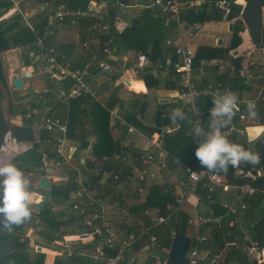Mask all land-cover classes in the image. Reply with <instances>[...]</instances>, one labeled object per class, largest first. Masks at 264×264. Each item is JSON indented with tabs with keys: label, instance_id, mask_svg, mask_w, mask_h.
Segmentation results:
<instances>
[{
	"label": "crops",
	"instance_id": "1",
	"mask_svg": "<svg viewBox=\"0 0 264 264\" xmlns=\"http://www.w3.org/2000/svg\"><path fill=\"white\" fill-rule=\"evenodd\" d=\"M101 1H103L102 11L107 12L110 7L115 8L116 11L112 24V34L110 35V54L102 58L109 64L107 70H99L96 61L93 60V47L96 44V38L88 35L84 27L73 26L69 22L62 25L56 24L52 29V36H48L47 29H45L44 37L50 41V45L45 44L44 39L41 38H37L34 44L24 38H19L15 48L1 54L7 78V88L0 105L4 117L12 126L30 128L34 142H17L12 134L8 133L0 149V165L17 158L16 166L28 167L30 170H23V172L30 181V190L35 194V198L30 220L22 225L13 226L11 229L0 223V250L3 247L1 235H20L27 239L26 246L29 247L30 253L32 251L37 252V247L41 248L38 253L44 254V264H55L57 260L60 263L62 259L72 256L75 258L74 264H93L92 256L95 253L97 241L87 237L84 232L83 220H79L77 213L71 208L74 201L73 190L65 192L59 188L69 185L67 182V178L70 176L69 172H75L77 179L85 182L90 180L86 176L97 174L101 166V163L96 162L92 154V147L97 141V135L92 132L90 116L87 114L82 117L84 127L76 133V136H79V132H81L84 136L83 141L88 142V148L86 150L80 149L83 141L78 137L67 139L65 157L69 160V164L56 167V159L40 142L43 136L40 116L47 111L56 112L59 105L66 107L68 111L72 99H69L67 94L73 89L71 78L67 75H59L56 71L49 69L45 58L46 49L54 47L57 50L59 61L70 63L72 69L88 68L90 75L85 80L88 93L82 97L89 96L104 107L109 96L116 94L120 103L109 112L110 135L111 139L119 143L126 151L129 149L144 151L146 139L154 133L148 135L147 128L158 131L160 126L157 122L163 123L164 121L158 116L159 113L169 117L173 109L177 107L184 111V102L177 95L179 87L176 57L170 49L164 46L166 39H175L181 36L183 42L194 54V77L204 84L221 77L233 82L236 77H239L242 79L240 83L241 94L243 96L254 95L253 87L250 85L256 84L258 80L251 81L250 85L246 83L248 75L254 76L250 70L251 62L259 65L256 68L259 70L257 75L263 74L264 71V62L261 63V60H264V52L257 54V49L253 45L245 26L243 33L240 34L241 44L235 50H238L239 58L244 52H248V56L246 59L240 58L241 70L238 76L235 75L234 69L228 62L233 59L232 51L222 57L209 58L214 50L216 52V48L226 49L229 47L233 32L228 31V24L233 23L234 31V23L240 17L234 18L236 19L234 21L208 20L211 17L221 15L215 7L216 0H180V29L176 19L168 13L161 12L157 8L147 9L141 13L138 8L132 7L148 4L151 0H135L137 3L134 5L130 4V0H124V3L130 6L126 8L104 4L107 0ZM236 2L242 8L244 7L243 0ZM12 3V7L0 17V21L5 24H8L12 18L19 17L20 25L23 26L24 22L21 16L23 15L27 17L28 22L33 27L38 22V18L45 19L53 11L66 8L62 3L54 1L12 0ZM262 17L264 27V9ZM218 40L221 41L220 46L216 45ZM84 42L90 45L89 48L83 47ZM141 53H148L154 59V63H150L144 70H140L136 65L137 58ZM97 56L99 58V53ZM252 57H256V59L253 60ZM167 61L169 62L167 63ZM243 61H245V65H242ZM89 69L94 71L91 72ZM15 76L23 84L20 89H16L12 85L11 79ZM125 82H128L129 85L127 86ZM44 89H48L46 94L42 92ZM125 111L133 112L143 128L141 129L140 125L125 121L123 118ZM88 112L89 110H86V113ZM128 127H131L134 132L127 133ZM182 127L185 130H182ZM182 131L187 134L186 119L183 121V126L179 121V127L168 135H178ZM262 131L263 127L259 125L247 129L248 135L252 138ZM237 140L242 141L243 136L238 135ZM33 144L37 147L34 148ZM38 154L41 155L40 160L35 159ZM128 164L132 166L131 175L133 176L129 182L112 183L110 188H105L104 185L106 184L104 183L109 179V172L107 171L99 185L90 189L91 194L101 200L100 208L111 222L118 236L121 232L126 233L132 226L137 225L138 227L142 224V213L154 220L153 211H132L134 207L145 201L150 186L158 185L163 188H170L173 190L174 196L180 193L176 180L182 175L181 168L175 172L162 171L146 187V178L143 186L136 180L137 177L143 176L140 166L133 160ZM153 166L157 165L153 164ZM257 172L258 177L264 176V167H261ZM40 178L47 179L52 186L56 187L51 200L42 208L48 207L49 211L56 215L55 220L49 218V224L45 222L38 224V217L36 216L39 213L37 204L45 193L39 187ZM200 193L189 196L188 202L182 207V211L187 214L189 219H192L195 226V232H190L187 228L185 234L187 237L207 234L208 230L203 225L198 224L197 218L207 215L222 216L223 212L220 214L214 212L215 205H219L220 209L221 203L235 201L233 191L229 195L218 193L214 203H207L201 198ZM54 221L60 224L55 225ZM227 222L226 219L222 220L224 235L230 236L232 242L238 243L240 231L235 228L228 229ZM211 227L215 228L214 225ZM238 245L240 247V244ZM78 251H84V254H79ZM231 254H228L230 260ZM232 260L235 261L236 259ZM11 261L12 263L9 261L8 264H19L14 259ZM146 261L147 258L142 262L137 261V264H144ZM153 264H157V262Z\"/></svg>",
	"mask_w": 264,
	"mask_h": 264
},
{
	"label": "built area",
	"instance_id": "2",
	"mask_svg": "<svg viewBox=\"0 0 264 264\" xmlns=\"http://www.w3.org/2000/svg\"><path fill=\"white\" fill-rule=\"evenodd\" d=\"M104 4H111L120 8L130 7L124 3V0H107ZM232 4L231 0H216L215 7L222 15L223 21L236 20H229ZM101 5H103V1L101 0H89L83 8H62L61 10L53 11L45 18V29H47V35L52 36V29L56 24L62 25L69 22L73 26L79 27L82 20H88L89 23L84 25V30L88 35L96 38V44L93 47V60L96 61L99 70H107L109 64L105 59L98 58L97 54L102 53L104 56L110 54L109 45L111 43L110 35L112 24H110L107 12L101 10ZM132 7L138 8L141 13L147 9L157 8L161 12L168 13L174 17L179 29L181 27L179 18L181 12L180 0H151L148 4ZM21 16L24 25L31 31H34L27 17ZM238 20L245 26L242 20V14ZM101 38H107V40L101 43ZM82 45L84 48H89L90 46L87 42H84ZM164 46L170 49L176 57L179 87L177 95L185 105L184 113L186 114L187 135L192 140V151H195L199 144V141L193 138V132L190 131L193 126L192 121H200L207 131L209 111L214 106L212 96L227 90H231L238 95L240 110L236 113L232 124L224 132L226 136H236L235 142L246 148L247 144L256 137H250L247 129L257 125L262 126L258 123L256 117H249L246 103L248 101H254L256 103V110L259 108V105L264 103V71L263 74H259L256 77L252 75L246 77V83H251L254 80H258V82L250 85L253 87L254 95L243 96L240 90L222 81L215 80L204 84L200 80H196L194 77L193 51L183 42L181 36L175 39H166ZM45 58L51 71H56L59 75H67L73 80V89L67 94L69 99L77 100L88 93L85 80L90 74L87 67L83 69H72L70 63L59 61L57 50L54 47L46 49ZM228 62H230L229 64L233 68L231 59ZM136 65L140 70H144L150 65V61L146 56L140 55L137 58ZM42 92L46 94L48 89H44ZM207 101H210L212 104L206 105ZM160 119L167 120L168 124L160 126L158 131H155L146 139V147L137 161V164L141 168V173L145 178L150 172L149 167L153 164L157 165L159 173L168 171L166 167L167 153L164 150L162 140L166 135L179 127V121L173 125L165 114L160 115ZM40 125L44 134L42 144L56 159V167L69 164V160L65 157V146L68 139L67 121L56 116L55 112L47 111L40 116ZM133 132L134 130L131 127L127 128V133L131 134ZM238 135L243 136V140L240 142L237 140ZM132 160L134 161L132 155L125 154L123 156L116 155L105 161L106 163L109 161L113 164L115 161L129 163ZM180 168L182 175L176 180V185L180 189V193L175 195L173 204L166 206L165 216L154 217L151 227L168 225L171 219L177 221L178 214L182 211V207L188 202V197L191 195L195 196L198 195L197 193L203 192L205 194V201L207 203H214L218 193L229 195L233 191L236 202L221 203L220 206L224 210L222 216L214 217L213 215H207L197 218L198 224L206 227L208 232L205 235H195V240L204 242L209 239L213 229L211 226L214 225L215 228L222 230V220L226 219L228 220V229L232 230L235 228L240 231L241 234L238 243H226L221 250L215 253L211 249L199 251L198 248L193 247L192 239V244L188 249L186 259L191 264H199V262H205V264H239L236 260L231 261L228 254L233 253L236 249H241V253L247 257L250 264H264V248L260 247L258 242L252 238L257 222L264 226V187H254L250 184L232 185L224 175L218 174L215 171H205L200 164L197 167H193L180 163ZM232 169L237 175L250 178L252 181L258 177V175H252V171L244 172L240 166L232 167ZM149 176L150 179H154L153 174L150 173ZM116 178L114 177V179ZM73 197L74 201L71 208L77 215L84 216L83 227L85 234L92 240L97 241V247L92 256V263L137 264V254L146 253L148 247H143L137 251L134 247L143 235L148 232L150 227L140 224L136 231L129 233L121 232L118 236L111 222L105 217L100 208L101 200L91 194L90 189L83 185V180L76 179V188L73 191ZM255 198H260V201L257 207H251L249 201ZM189 224H193L192 219L188 220ZM222 232L219 231V235L224 238L225 235ZM175 235L174 232H171V239ZM238 244H240V247Z\"/></svg>",
	"mask_w": 264,
	"mask_h": 264
},
{
	"label": "trees",
	"instance_id": "3",
	"mask_svg": "<svg viewBox=\"0 0 264 264\" xmlns=\"http://www.w3.org/2000/svg\"><path fill=\"white\" fill-rule=\"evenodd\" d=\"M36 2H47V1H54L56 3H62L66 8L76 9V8H83L87 5L89 0H35ZM232 1V10L229 16V20L234 19L238 16H241L243 8L237 4V0ZM13 3L12 0H0V17L6 11H8L12 7ZM115 8L110 7L107 10V16L110 20V24H113L115 18ZM208 20H215L220 21L222 20V15L211 17ZM89 23L88 20H82L80 23L81 27H84ZM46 22L45 19H39L36 24L33 26V30L31 31L25 25H20L19 17H14L8 24H5L0 21V105L2 100L4 99V91L7 88V78L6 73L2 64L1 54L5 51L13 49L17 46V41L19 38H24L30 43L34 44L37 38L44 39L43 42L47 45H50V41L44 37ZM13 31H16L14 34ZM244 26L241 21H236L234 23V31L231 36V42L228 48H216L212 52L209 58H218L222 57L223 55H228L231 51H234L240 44L241 38L240 34L243 33ZM112 34V31H111ZM115 35V34H114ZM122 35V34H119ZM118 35V36H119ZM117 36V34L115 35ZM111 38V36H110ZM107 38H101V43L106 41ZM157 45V43H155ZM257 54L264 52V27L261 30V43L260 45L256 46ZM103 54L99 53V58H103ZM248 56V52H244L240 58L246 59ZM234 59H231L233 62ZM257 66L254 62H251L250 70L254 73L256 77L258 74ZM261 66V65H260ZM91 72L94 71L89 69ZM226 84L231 85L232 87L240 90L242 79L236 77V80L230 82L229 80L221 77L218 79ZM71 84L73 81L70 79ZM252 83V82H251ZM249 83V85L251 84ZM120 100L117 98L116 94H112L109 96L106 104L104 107L100 106L97 102H95L91 97L84 96L81 99L71 100L69 103V109L59 105L56 109L55 115L60 117L63 120L67 121V138H79L81 141L84 140L83 134L79 132V136H76L78 131L84 127V123L82 121V117L86 114L90 116V127L92 132L97 135V141L94 143L92 147V154L95 157V161L101 163L99 168V172L97 174H92L90 180H86L83 185L88 189L93 188V186H98L104 173L107 171L109 172V179L104 183L106 185L105 188H110L112 183H120V182H129L130 175L132 174V166L128 163H124L122 161H115V163H110L109 161L106 163V158L114 157L116 155L123 156L125 154H130L133 156L135 163H137L138 158L140 157L142 151H137L134 149H129L128 151L125 150L124 147H121L119 143L114 142L111 139L110 135V127H109V112L118 104ZM210 101L206 102V105H211ZM86 110H89L86 113ZM257 112V121L260 125H264V103L259 105V108L256 110ZM161 113H159L160 117ZM125 121L129 123H133L135 125H140L139 127L142 129L141 122L137 119L135 114L131 111H125L123 115ZM158 126L162 124H168V121L165 120L162 122H157ZM180 124L183 126V121H180ZM182 130H185L182 127ZM156 129L147 128L148 135H151L155 132ZM43 132V131H42ZM11 133L13 138L17 142H34L32 130L28 127H16L12 126L4 117V113L0 106V149L2 148L5 140V136ZM232 142H235L233 135L227 136ZM44 134L40 139V142H43ZM236 143V142H235ZM162 144L164 147L165 152L167 153L166 156V167L169 172H175L180 169V163L185 165L197 167L199 166V161L195 157V151H192V140L191 137L182 131V133L178 135H167L163 138ZM33 147L36 148L37 146L33 144ZM246 149V148H245ZM256 149L258 151L264 152V140H261L257 143ZM46 150V149H45ZM48 151V149H47ZM52 155V154H51ZM49 154V156H51ZM36 160L41 159V155L35 156ZM11 162H17V158L13 159ZM23 170H30L28 167H20ZM264 167V160L259 158V163L251 164L242 162L240 164V168L244 171H258ZM216 173L224 175L228 182L232 185L237 184H250L254 187H264V176L256 177L254 181L250 178L242 177L237 175L232 167H229L228 170L221 171V170H214ZM42 174H44L42 172ZM69 175L72 177V183L63 189L65 192L70 190H75L76 188V179L77 174L75 172H69ZM114 177H117L114 179ZM88 185V186H87ZM109 186V187H108ZM201 198L205 200V194L203 192L200 193ZM101 195V192H100ZM174 192L170 188H163L158 185H152L149 188V192L145 197V201L139 204L137 207H134L133 210H141L142 212L145 211H153L155 216H165L166 215V206L168 204H173L174 202ZM260 198H255L250 202L251 207H257ZM221 209V208H220ZM219 205H215L214 212L216 214H220L224 212L223 209L220 210ZM142 213V224L146 227H150L148 232L143 235V237L136 243L135 250H139L143 247H156L160 250L169 249L172 239H171V232H174L176 235H185L187 231V222L189 217L186 213L181 211L178 214V219L175 221L171 219L168 225H160V226H152L153 220L148 215H143ZM38 217V224L45 222L49 224V218L55 220L56 215L52 214L49 211L48 207L42 209L37 215ZM79 220H83V215H77ZM55 225H59V222L54 221ZM38 226V225H36ZM137 230V225L132 226L126 233L133 232ZM219 231L216 228L212 229L210 233L209 239L204 242H198L195 240V235H192L193 239V247L198 248L199 251H203L206 249H211L213 252H218L221 250L226 243L232 242V238L230 236H225L224 238L219 235ZM222 231V230H221ZM253 240L257 241L260 247L264 248V226L257 222L255 231L252 234ZM2 250H0V264H8L9 261L17 258L19 264H44V254L32 251L30 253L29 247L26 246L27 239L22 238L20 235L11 236L10 234L1 235ZM31 257V258H30ZM231 260L236 259L239 264H249V260L247 257L239 252L236 249L231 255ZM155 261V260H154ZM58 263V260L55 262ZM199 264H205V262H199Z\"/></svg>",
	"mask_w": 264,
	"mask_h": 264
},
{
	"label": "clouds",
	"instance_id": "4",
	"mask_svg": "<svg viewBox=\"0 0 264 264\" xmlns=\"http://www.w3.org/2000/svg\"><path fill=\"white\" fill-rule=\"evenodd\" d=\"M213 107L209 111L208 130L200 121H192L193 138L199 141L195 157L201 167L208 172L227 171L229 167H239L242 162L257 164L259 155L232 142L225 134L239 112L238 95L227 90L212 96ZM246 109L249 117L257 116L256 103L248 101ZM196 113V112H195ZM173 125L184 121L186 114L177 107L168 117ZM263 126V125H262ZM195 174V172H193ZM35 194L30 190V181L15 163L0 165V223L11 229L31 219Z\"/></svg>",
	"mask_w": 264,
	"mask_h": 264
},
{
	"label": "water",
	"instance_id": "5",
	"mask_svg": "<svg viewBox=\"0 0 264 264\" xmlns=\"http://www.w3.org/2000/svg\"><path fill=\"white\" fill-rule=\"evenodd\" d=\"M143 1V0H141ZM244 1V7L242 11V20L247 28L248 34L250 36V39L253 43V45L256 47L260 45L261 43V30L263 27V9H264V0H243ZM228 31L230 33L233 32V23L228 24ZM217 46L221 45V41L218 40L216 42ZM141 55L146 56V58L150 61V63H154V59L151 55L148 53H141ZM239 52L238 50H234L231 52V56L233 57V69L235 75L240 74V61L241 59L238 57ZM12 85L16 89L22 88L23 84L20 81L18 77H14L11 79ZM125 84L128 86L129 83L125 82ZM263 131L256 136L252 141H250L246 149L251 148V150L259 155L260 159L264 160V152L258 151L256 149L257 143L264 139V125ZM236 139V136L233 137ZM88 148V142L83 141L80 145L81 150H86ZM252 175L256 176V171L251 172ZM133 176L130 175V178ZM87 179H91V176H86ZM142 186L144 185L145 177L140 176L136 179ZM88 186V185H87ZM39 187L40 189L44 190L45 193L43 195V198L41 201L37 204V211L40 212L44 206H46L49 201L51 200L53 191L56 190L55 186H52L50 181H48L45 178L39 179ZM192 244V238L187 237L185 235H175V237L172 239L171 245L169 249L160 250L156 247H148L146 250V254L151 256L152 258L157 260L158 264H191L186 259V254L188 252V249L190 245ZM41 248L37 247L36 251L40 252ZM79 254H84V251H78ZM14 261H18L17 258L14 259ZM12 263V261H10ZM74 264L75 258L68 257L67 259H62L60 263L55 264Z\"/></svg>",
	"mask_w": 264,
	"mask_h": 264
},
{
	"label": "rangeland",
	"instance_id": "6",
	"mask_svg": "<svg viewBox=\"0 0 264 264\" xmlns=\"http://www.w3.org/2000/svg\"><path fill=\"white\" fill-rule=\"evenodd\" d=\"M137 2H135V0H130V4L131 5H134V4H136ZM252 59L253 60H255L256 59V57H252ZM262 62H264V60H261V63ZM242 65H245V61H243V63H242ZM149 173H148V175L146 176V187L147 186H149L150 184H151V181H152V179H150V176H149V174L151 173V174H153V176L155 177V178H157L158 176H159V171H158V167L157 166H151V167H149ZM67 182L70 184V183H72V177L71 176H68V178H67ZM65 187V186H64ZM188 231H190V232H195V226L192 224V225H188ZM92 254V253H91ZM90 256V255H89ZM145 258H147V261L146 262H144V264H153V263H155V262H157V260L156 259H154V258H152L151 256H149V255H146L145 253H140V254H138L137 255V261L138 262H142ZM88 260H89V258H88ZM155 260V261H154Z\"/></svg>",
	"mask_w": 264,
	"mask_h": 264
}]
</instances>
